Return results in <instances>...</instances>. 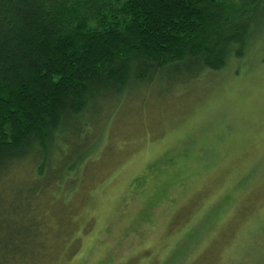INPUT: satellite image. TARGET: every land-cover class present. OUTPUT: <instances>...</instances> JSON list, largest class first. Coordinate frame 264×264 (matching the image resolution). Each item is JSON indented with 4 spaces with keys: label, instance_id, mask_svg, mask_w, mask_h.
Instances as JSON below:
<instances>
[{
    "label": "rangeland",
    "instance_id": "rangeland-1",
    "mask_svg": "<svg viewBox=\"0 0 264 264\" xmlns=\"http://www.w3.org/2000/svg\"><path fill=\"white\" fill-rule=\"evenodd\" d=\"M262 30L223 70L98 101L88 138L60 143L76 157L55 165L51 190L40 161L0 166V255L4 244L16 259L44 251L40 264H264Z\"/></svg>",
    "mask_w": 264,
    "mask_h": 264
},
{
    "label": "trees",
    "instance_id": "trees-1",
    "mask_svg": "<svg viewBox=\"0 0 264 264\" xmlns=\"http://www.w3.org/2000/svg\"><path fill=\"white\" fill-rule=\"evenodd\" d=\"M262 29L264 0H0V166L33 158L35 176L58 180L98 101L166 73L223 70ZM1 246L0 264L45 254Z\"/></svg>",
    "mask_w": 264,
    "mask_h": 264
}]
</instances>
